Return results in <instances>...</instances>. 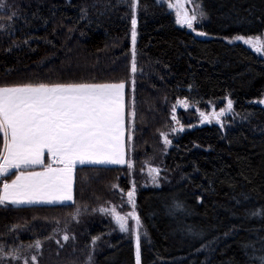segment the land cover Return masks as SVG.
I'll list each match as a JSON object with an SVG mask.
<instances>
[{
  "label": "trees",
  "instance_id": "1",
  "mask_svg": "<svg viewBox=\"0 0 264 264\" xmlns=\"http://www.w3.org/2000/svg\"><path fill=\"white\" fill-rule=\"evenodd\" d=\"M200 1L201 36L157 0H0V87L124 81L135 91L125 163L77 166L75 202L0 206V247L19 257L0 264H136L112 214L129 212L133 186L140 264H264V54L231 39L264 31V0ZM228 100L223 125L201 121ZM185 116L195 123L178 131L170 118Z\"/></svg>",
  "mask_w": 264,
  "mask_h": 264
},
{
  "label": "snow or ice",
  "instance_id": "2",
  "mask_svg": "<svg viewBox=\"0 0 264 264\" xmlns=\"http://www.w3.org/2000/svg\"><path fill=\"white\" fill-rule=\"evenodd\" d=\"M200 15L203 16L204 13L201 12ZM196 19L195 14L189 16L187 13H177L176 22L192 29ZM136 29L137 19L133 11L132 73L137 71ZM237 40L250 45L257 53L264 54V43L259 38H233V42ZM124 89V82L39 83L0 87V133L3 134L4 142V151L0 152V176L22 166L42 165L45 150L54 163L62 165L57 168L48 165L42 172H21L11 183H3L0 188V206L53 200L71 201L73 171L78 162L84 163L88 160L124 164ZM232 107L233 102L228 100L227 109H221L216 118L219 119V116L226 110L230 111ZM150 172L158 174L159 170L150 169ZM134 195L133 186L132 190L127 192L128 202L133 206ZM100 211L107 210L101 208ZM112 214L123 232L129 231L128 219L135 220L136 264H140L139 216L134 210L120 215L113 209ZM75 215H79V209ZM63 239L68 240L69 236L65 235ZM96 239L98 238L94 237L93 242ZM40 243L35 241L34 245L29 247L39 248ZM9 255L12 253L4 252L3 247H0V260ZM12 258L19 259L15 255H12ZM31 260L35 261L36 256H32ZM24 264H29L28 259L24 260Z\"/></svg>",
  "mask_w": 264,
  "mask_h": 264
},
{
  "label": "rangeland",
  "instance_id": "3",
  "mask_svg": "<svg viewBox=\"0 0 264 264\" xmlns=\"http://www.w3.org/2000/svg\"><path fill=\"white\" fill-rule=\"evenodd\" d=\"M158 2H163L166 3L168 5V7L171 9V11L174 13L176 19H177V13L183 15L184 13H187L189 16L195 14L197 19L195 21H193V28L190 29L188 28L186 25V27L190 30H192L196 35L201 36L200 31H198L197 29H195L194 24L196 21L205 18V12L204 9L202 7L201 1L200 0H157ZM203 12L204 15L201 16L200 13ZM137 31V29H136ZM238 36H243L245 39L251 37L254 40L259 38V40L264 43V31L262 33L259 34H255V35H250V36H245V35H238ZM237 37V36H234ZM232 37L231 39L233 40ZM240 41L242 43H244L242 40H237ZM132 42V40H131ZM250 46V45H249ZM133 47V46H132ZM253 48V47H252ZM262 54V53H261ZM119 82H124V81H100V82H79V83H119ZM125 83V89H124V103H125V110H124V115H125V119H124V160L126 161V147H127V140H128V136H129V120L130 117L133 116L134 113V97H135V91L133 90V88L129 89L126 82ZM39 84V83H37ZM45 84H51V83H45ZM56 84V83H54ZM66 84V83H65ZM36 85V84H33ZM6 86H18V85H6ZM3 87V86H1ZM260 101H264V94L261 98ZM187 106H184V109H187L186 111H188V109L190 108H195L196 105L193 102H187L186 103ZM221 109H227V106H223L222 108H212L208 111H204L203 112V119L201 120L203 121H207V122H212V123H216V124H220L223 125L224 124V120L227 117V113H229L230 111H225L223 115L219 116V119L216 118V114L220 113ZM185 118L188 120L186 122H181L180 120L174 119L173 117L170 118L171 122H174V124H176L178 131H181L184 128H189L191 126H193V124L195 123V121L191 120L190 116H185ZM198 145L200 146V148L206 149L207 145L205 143H198ZM84 164H114V163H97L94 161H88L86 160L84 163H77L75 165L74 171H73V185H72V194H73V200L71 201H55L53 200L52 202H47V201H42V202H36V203H71V202H75V184H76V172H77V166L79 165H84ZM51 165L53 168H57V167H62V165H57L56 163L53 162L52 158L49 156V154L47 153V151L45 150V154H44V163L41 164H36V165H31L28 167H21L20 169H11V171H15L11 176H9L8 178H6L5 182L7 183H11L12 180H14L16 178L17 175H20L21 172H24L25 174L29 173V172H42L45 170V168ZM149 173L154 177L155 173L150 172ZM152 177V179H153ZM4 182V183H5ZM2 188V187H1ZM131 207L129 212H132L133 210L135 211V213L139 216L138 210L135 206L132 205V203H130ZM128 212V213H129ZM121 215V214H120ZM140 218V216H139ZM140 227L138 229L139 233H140V237L143 235L144 233V227L142 224V220L140 218ZM128 227H129V232H131V235L133 237L134 240V251H135V263H136V231H137V226L135 224V220L134 219H129L128 221ZM35 242V241H33ZM140 243V241H139ZM17 244L11 245L10 249L15 251L17 250Z\"/></svg>",
  "mask_w": 264,
  "mask_h": 264
}]
</instances>
